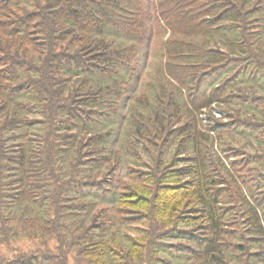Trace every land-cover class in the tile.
I'll list each match as a JSON object with an SVG mask.
<instances>
[{"label": "trees", "instance_id": "1", "mask_svg": "<svg viewBox=\"0 0 264 264\" xmlns=\"http://www.w3.org/2000/svg\"><path fill=\"white\" fill-rule=\"evenodd\" d=\"M263 1L0 0V264H264Z\"/></svg>", "mask_w": 264, "mask_h": 264}, {"label": "rangeland", "instance_id": "2", "mask_svg": "<svg viewBox=\"0 0 264 264\" xmlns=\"http://www.w3.org/2000/svg\"><path fill=\"white\" fill-rule=\"evenodd\" d=\"M263 4H264V1H263ZM261 8V7H260ZM264 8V7H263ZM254 17H258V18H254V20H256L255 22L253 21L252 22V29L253 30H257V29H261V34L264 36V10L263 11H258L256 14H255V16ZM256 22H258L259 24H262V26L261 27H257L256 28V26H259V25H257L258 23H256ZM261 22V23H260ZM110 31H113V33L115 34L114 36H115V40H123V41H125V38H123V37H125V36H123L122 35V33L119 31V29L118 28H115L114 26H111L110 27V29H109ZM260 32V31H259ZM158 35H160V36H162L161 34H158ZM163 37V36H162ZM158 55V53L156 52V55H155V57ZM153 59V58H152ZM155 59V58H154ZM151 60V59H150ZM150 62V61H149ZM125 111V110H124ZM217 117H220L221 116V114H222V112L221 111H215V112H213ZM207 119V117H205V120ZM238 136V135H237ZM237 141V143L238 144H242V145H245L246 147H247V149L248 148H250V149H256L257 148V146H258V144H257V141H255V139H253L252 141H251V139H249V137L248 138H244V137H241V136H238L237 137V139H236ZM254 145H255V147H254ZM114 150H120V147L119 146H117V144H115L114 146ZM121 156H123V158L126 160V156L122 153L121 154ZM121 175H122V177H124V178H130L131 179V177H130V175L128 174V171H127V169L126 168H124L123 170H122V172H121ZM101 205H106L105 203H103V204H101ZM70 219V218H69ZM69 221V220H68ZM126 230H128L131 234H133V235H136L137 234V230H135V227H127V228H125ZM54 244H55V242L54 241H52L51 242V246L52 247H54ZM32 247H34V245H33V243L31 242V241H28V240H26L22 235H21V237H19V239L17 240V242H14V243H11L10 245H8V246H6V245H0V251H2V252H9V251H13L14 249H16V248H22V249H31ZM183 258H178L177 256H175V257H173L172 258V264H185L184 263V260H182ZM68 264H74L73 263V261H71V259L69 260V263Z\"/></svg>", "mask_w": 264, "mask_h": 264}]
</instances>
